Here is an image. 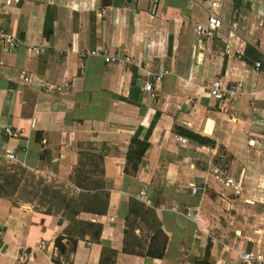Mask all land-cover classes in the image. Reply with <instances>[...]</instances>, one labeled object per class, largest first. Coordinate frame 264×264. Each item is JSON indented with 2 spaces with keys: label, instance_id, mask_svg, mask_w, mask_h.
Returning <instances> with one entry per match:
<instances>
[{
  "label": "crops",
  "instance_id": "crops-1",
  "mask_svg": "<svg viewBox=\"0 0 264 264\" xmlns=\"http://www.w3.org/2000/svg\"><path fill=\"white\" fill-rule=\"evenodd\" d=\"M217 1L222 24L201 38L206 12L188 0H0V29L19 40L0 45V164L67 188L60 209L0 194V264H247L231 246L264 251V0ZM164 69L151 96L143 82ZM214 78L236 85L230 100L207 94ZM131 139L147 147L128 174Z\"/></svg>",
  "mask_w": 264,
  "mask_h": 264
},
{
  "label": "built area",
  "instance_id": "built-area-1",
  "mask_svg": "<svg viewBox=\"0 0 264 264\" xmlns=\"http://www.w3.org/2000/svg\"><path fill=\"white\" fill-rule=\"evenodd\" d=\"M190 2H196L200 6H202L206 12V19L204 24H196L194 27L195 35L201 38H207L211 36L214 31L221 26L222 19L217 13L218 8V1L217 0H188ZM237 9L233 8L229 15V20L226 23V25L231 28L232 30L235 29V19H236ZM19 44V40L14 39L11 35L5 33L2 29H0V45L5 50H11L15 48ZM29 50L34 51V47L29 46ZM87 56H101L102 60L105 64H114L117 62H123V63H132V59L127 56H117L114 54H110L104 50H98V49H86L79 52L80 58H85ZM258 64H256L257 66ZM167 73V70H159L150 73V80L143 82L142 88L143 90L150 93V95H153V87L152 82H158L161 80L164 74ZM22 80L25 82H29L30 79L26 76L22 77ZM40 86H47L46 83L40 81ZM54 90H61L63 88H67L71 86V83L69 81H64L58 85H49ZM236 85L234 84H226L223 85L221 80L219 78H214L208 85H207V94L214 100L220 101V100H230L233 95L236 92ZM5 134L8 137H17L16 131L10 129L9 127L3 128ZM182 140V139H181ZM254 144V141L252 139L247 140L246 145L248 147H252ZM260 153L264 156V136L262 144L259 148ZM2 158H4L6 161H13L15 160V156L10 151H5L2 155ZM216 173V170L213 171ZM233 181L229 177H226L224 179L225 184H231ZM196 187L193 186L190 189L191 193H195ZM186 217H191L193 219H197V213L191 212L189 208H186V211L184 213ZM230 249L235 252L240 260L247 264H264V251L258 252L256 254H252L249 251H244L238 249L236 245H233L230 247Z\"/></svg>",
  "mask_w": 264,
  "mask_h": 264
},
{
  "label": "rangeland",
  "instance_id": "rangeland-1",
  "mask_svg": "<svg viewBox=\"0 0 264 264\" xmlns=\"http://www.w3.org/2000/svg\"><path fill=\"white\" fill-rule=\"evenodd\" d=\"M81 177L83 181L86 180L88 187L94 186V184H90L93 180H87L88 177H95L94 175H81ZM15 187L16 191L13 190ZM62 191L67 193V188L46 181L42 176L34 175L21 166L0 164V194L13 193L14 200L60 209L64 202H67V195ZM79 202L81 200L75 199L73 203L71 202L72 204L69 203V208L78 207ZM143 219L148 222L151 219V214L143 215Z\"/></svg>",
  "mask_w": 264,
  "mask_h": 264
},
{
  "label": "trees",
  "instance_id": "trees-1",
  "mask_svg": "<svg viewBox=\"0 0 264 264\" xmlns=\"http://www.w3.org/2000/svg\"><path fill=\"white\" fill-rule=\"evenodd\" d=\"M147 147V143L144 141H140L138 139H131L129 141L127 150L125 152V161H124V166H123V172L128 173V174H133L135 173L139 160L144 152V150ZM131 202H133L131 200ZM135 211H133L134 213ZM159 235H161L160 230L156 231ZM163 238V234L161 235ZM152 241V240H151ZM55 246L57 249L61 250V245H60V238L57 237L55 239ZM73 246V245H72ZM125 251H128V249L124 248ZM163 250V241L162 244L159 248V250L155 253L156 256H161ZM147 255L151 256L153 253L150 251V247L147 249L146 252Z\"/></svg>",
  "mask_w": 264,
  "mask_h": 264
}]
</instances>
